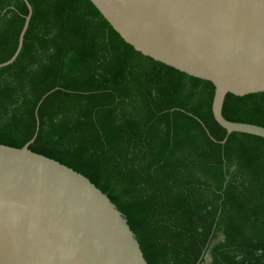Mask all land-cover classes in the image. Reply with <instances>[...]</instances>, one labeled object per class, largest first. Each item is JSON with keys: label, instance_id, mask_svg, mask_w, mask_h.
Masks as SVG:
<instances>
[{"label": "trees", "instance_id": "1", "mask_svg": "<svg viewBox=\"0 0 264 264\" xmlns=\"http://www.w3.org/2000/svg\"><path fill=\"white\" fill-rule=\"evenodd\" d=\"M0 69V145L85 177L126 219L146 264H264V139L213 120L214 88L143 57L88 0H27ZM27 9L0 0V64ZM43 98V99H42ZM222 116L264 128V94Z\"/></svg>", "mask_w": 264, "mask_h": 264}, {"label": "water", "instance_id": "2", "mask_svg": "<svg viewBox=\"0 0 264 264\" xmlns=\"http://www.w3.org/2000/svg\"><path fill=\"white\" fill-rule=\"evenodd\" d=\"M134 51L213 88L225 138L264 128L222 116L227 95L264 94V0H88ZM27 9L12 57L19 55ZM43 99V98H42ZM22 148L0 145V264H146L126 219L85 177Z\"/></svg>", "mask_w": 264, "mask_h": 264}, {"label": "rangeland", "instance_id": "3", "mask_svg": "<svg viewBox=\"0 0 264 264\" xmlns=\"http://www.w3.org/2000/svg\"><path fill=\"white\" fill-rule=\"evenodd\" d=\"M209 257H205V259L203 260L202 264H209Z\"/></svg>", "mask_w": 264, "mask_h": 264}]
</instances>
